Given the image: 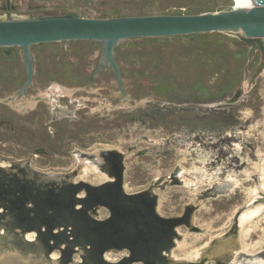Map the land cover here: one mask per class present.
I'll use <instances>...</instances> for the list:
<instances>
[{
  "label": "rangeland",
  "instance_id": "rangeland-1",
  "mask_svg": "<svg viewBox=\"0 0 264 264\" xmlns=\"http://www.w3.org/2000/svg\"><path fill=\"white\" fill-rule=\"evenodd\" d=\"M237 6L0 0V19ZM238 42L221 33L123 41L115 52L130 101L109 68L89 87L99 42L34 45L36 73L22 97V48H0V264H169L168 254L189 264H264V69L254 75L263 58ZM237 79L225 98L193 91L199 83L217 94ZM121 165L123 193L104 186ZM66 178L77 186L74 207L62 189ZM234 238V249L222 243ZM208 244L217 254L197 257Z\"/></svg>",
  "mask_w": 264,
  "mask_h": 264
},
{
  "label": "water",
  "instance_id": "water-1",
  "mask_svg": "<svg viewBox=\"0 0 264 264\" xmlns=\"http://www.w3.org/2000/svg\"><path fill=\"white\" fill-rule=\"evenodd\" d=\"M243 2L245 8L234 7L228 11L198 14L135 15L115 18L51 15L27 19H0V48H22L27 74L24 84L17 93L18 97H22L33 86L36 73L32 53L34 45L81 40L99 42L103 47L101 58L92 72L89 87L93 86L97 74L109 68L116 77L119 92L126 101H130L115 52L117 47L126 40L212 33L237 36L241 42L250 46V55L255 51L262 53L263 63L254 75L260 74L264 69V0H243ZM123 169L124 166L121 165L120 170L115 174L116 181L104 186L114 185L118 192L123 193ZM62 189L66 193L65 198H69L71 206L74 207L78 199L77 186L66 184ZM120 217L127 220L128 214L120 211L117 218ZM169 229L170 234L174 235V226L169 225ZM157 233L159 231L156 230V235ZM166 244L164 247L167 250L174 245L172 236ZM160 255H162V248ZM102 256L101 253L100 259Z\"/></svg>",
  "mask_w": 264,
  "mask_h": 264
},
{
  "label": "bare ground",
  "instance_id": "bare-ground-1",
  "mask_svg": "<svg viewBox=\"0 0 264 264\" xmlns=\"http://www.w3.org/2000/svg\"><path fill=\"white\" fill-rule=\"evenodd\" d=\"M237 1V4H238V6H237V8H245V5H244V2H243V0H236ZM61 90V89H60ZM72 92V91H71ZM28 105V104H27ZM99 153V152H98ZM100 154V153H99ZM0 167H2L1 166V164H0ZM51 177H54V176H51ZM55 178V177H54ZM64 179H62L61 180V182L63 181ZM65 180H67L70 184H72V180H68V178H66ZM236 184V183H235ZM73 185H75V184H73ZM79 198H81L80 196H79ZM245 219H246V216H243L242 217V222L244 223V221H245ZM80 243H82V242H84L83 240H78ZM237 239H230V240H222V243L224 244V245H226L228 248H233V247H236V246H238V245H236L237 243ZM209 249V251H208V253H210V254H212V255H216L217 254V251H218V249H216V245H206L205 246V248L204 249H202V250H200V251H197L196 253H195V255L197 256V257H199L200 258V256H202L204 253H205V251L206 250H208ZM211 249V250H210ZM234 249V248H233ZM233 249H231V250H233ZM239 249V248H238ZM168 253H170V251H168ZM167 252L165 253V255L166 254H168ZM167 257H168V259H166V260H168L169 261V264H189V262H190V260H189V258H185V259H182V260H179L178 258H175L174 256H172L171 254H168V255H166ZM13 260V259H12ZM15 264V263H14Z\"/></svg>",
  "mask_w": 264,
  "mask_h": 264
},
{
  "label": "trees",
  "instance_id": "trees-1",
  "mask_svg": "<svg viewBox=\"0 0 264 264\" xmlns=\"http://www.w3.org/2000/svg\"><path fill=\"white\" fill-rule=\"evenodd\" d=\"M215 10L212 9V12H214ZM207 12H211V11H207ZM203 13V12H200ZM182 14V13H179ZM188 14H194L189 12ZM198 14V13H196ZM241 46H244L245 43L244 42H238ZM242 79H237L236 82H228L225 86H223L222 88H220L219 92L217 94H212V90L211 89H203L202 90V86L201 84L197 83L195 88H193V91L196 92L198 90L203 91L204 93H208V95L211 98H225L227 96H229L232 92H234L240 85ZM206 90V92H205Z\"/></svg>",
  "mask_w": 264,
  "mask_h": 264
},
{
  "label": "flooded vegetation",
  "instance_id": "flooded-vegetation-1",
  "mask_svg": "<svg viewBox=\"0 0 264 264\" xmlns=\"http://www.w3.org/2000/svg\"><path fill=\"white\" fill-rule=\"evenodd\" d=\"M107 199H108V200H112V199H113V197H112V199H111V197H107ZM115 201H116V199H115Z\"/></svg>",
  "mask_w": 264,
  "mask_h": 264
}]
</instances>
